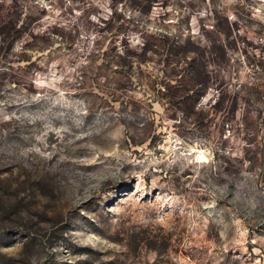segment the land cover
I'll return each mask as SVG.
<instances>
[{
    "label": "rangeland",
    "instance_id": "obj_1",
    "mask_svg": "<svg viewBox=\"0 0 264 264\" xmlns=\"http://www.w3.org/2000/svg\"><path fill=\"white\" fill-rule=\"evenodd\" d=\"M0 264H264V0H0Z\"/></svg>",
    "mask_w": 264,
    "mask_h": 264
},
{
    "label": "trees",
    "instance_id": "obj_2",
    "mask_svg": "<svg viewBox=\"0 0 264 264\" xmlns=\"http://www.w3.org/2000/svg\"><path fill=\"white\" fill-rule=\"evenodd\" d=\"M146 46V43H143V45H142V47H145ZM146 48V47H145ZM127 61H129V60H127L126 58H124V57H122V56H120L119 55V62L121 63V64H127ZM176 75V74H175ZM181 80L179 79V80H177V82H180Z\"/></svg>",
    "mask_w": 264,
    "mask_h": 264
}]
</instances>
